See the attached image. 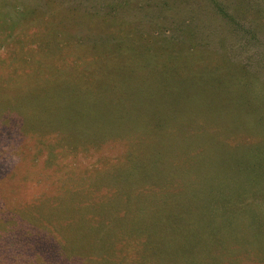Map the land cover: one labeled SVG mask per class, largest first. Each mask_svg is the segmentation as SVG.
Wrapping results in <instances>:
<instances>
[{"label": "rangeland", "instance_id": "obj_1", "mask_svg": "<svg viewBox=\"0 0 264 264\" xmlns=\"http://www.w3.org/2000/svg\"><path fill=\"white\" fill-rule=\"evenodd\" d=\"M113 1L134 8L110 19L101 7L111 0H0V217L23 221L19 232H64L48 210L71 191L78 208L88 205L103 220L121 215L115 228L150 229L170 263L192 256L189 242H204L191 226L194 238L185 244L182 230L187 215L196 226L205 221L211 200L212 223L264 254V223L245 233L251 216L264 219L262 14L248 10V19L232 26L208 0L195 2L196 9L189 0L190 7L177 5L165 17L145 0ZM98 22L103 36L89 30ZM179 28H188L187 38L171 44ZM148 157L158 179L178 182L126 183L130 189L116 183L118 173L138 171ZM185 186L199 194L217 190L190 209L172 201ZM124 196L131 197L126 207H111ZM144 242L121 248H150L153 258V243ZM41 248L2 238L0 262L45 264ZM84 251L74 256L78 263L65 264H102L95 251ZM215 256L220 264H249L234 254Z\"/></svg>", "mask_w": 264, "mask_h": 264}, {"label": "trees", "instance_id": "obj_2", "mask_svg": "<svg viewBox=\"0 0 264 264\" xmlns=\"http://www.w3.org/2000/svg\"><path fill=\"white\" fill-rule=\"evenodd\" d=\"M145 1L147 2L146 4L151 6L152 9H155L156 11L161 9L159 15H164L165 17L169 11L171 10L174 11L177 5L190 7L189 2L191 0L190 1L189 0H145ZM198 1L200 0H193L192 2L194 3L191 5V8L192 6L194 9L198 8V6L195 5V2ZM208 1L211 5H214L218 8L219 12H221V15L223 17H226V21L232 26L234 24H237L239 21L243 22V20H247L250 13L255 15L261 13L262 18H264V0L262 1L208 0ZM233 6H235V9L232 8ZM133 8L134 7L131 5V3H127L126 5H120L114 3L113 0H111V4H108V6L101 7L103 16L109 17L110 19H112L117 14L123 12L129 13L130 11H132ZM98 10L100 11V9ZM248 10L250 13H248ZM163 12H166V14ZM18 16H20V14L18 15L14 14L13 20L16 21L18 19ZM94 25L95 27L89 30L94 34L103 36V32L101 29L102 27L101 22L95 23ZM179 30H181V33L179 35L180 37L176 35L175 38L171 39L170 41L171 44H173L175 40H185L187 38L188 28L187 30L184 28H179ZM241 32L244 31L241 30ZM119 82L120 83L122 82L120 78L115 80V84H118ZM54 99H55L54 97L50 98L52 103L55 101ZM32 104L40 111V113L46 111V107L43 104H37V103H32ZM48 106L50 108L52 106L54 107V105H48ZM64 108L66 113L67 107L65 106ZM66 115L71 116L72 111L69 109ZM194 123L197 126L196 122ZM93 126L98 127L99 125L95 123ZM83 127L89 128L90 125H86ZM197 127L198 129H200L201 124ZM186 128H188V126ZM193 136L197 137V135H193ZM211 139L212 137L209 139L210 143L212 142ZM153 140H155V142L157 141L156 136L153 137ZM146 163H147L146 166L145 167L141 166V169H139L138 171L118 173V175L116 176V183L124 184L121 188L130 189L131 185L129 184L125 186L126 183L148 181L149 183H153V185H156L158 183H162L163 181H167V182L170 181L174 183L178 182L176 180L172 181L169 179L167 180L158 179L157 176H159L161 171L159 169L153 170L154 168L153 160H149L148 157ZM220 186H224V183H220ZM186 188H187L186 190L187 192L185 194L177 195V197H174L172 201L173 203H176L178 201L181 202L182 200H184L187 207L190 209L195 207L196 202L203 201L204 200L203 198L206 196L209 197V192L211 193L212 191L217 190V189H212L209 192H205L206 194H199L200 191L198 189L185 186L184 189ZM70 194L71 191L67 195H65V197H61V199L56 200L53 205L54 207L51 210H48V214L50 216L59 215L60 219L64 223V232L61 231L59 228L57 229L59 233L58 239L56 237L57 230L51 229L50 230L51 233L48 231L47 232L42 231L41 229H37V230L28 229L24 232H19V230L14 228H16L18 225L20 226L23 221H19L17 219L7 220L5 218L0 217V227H2V232H3V234L0 235V240L2 238H5L10 241L13 240L16 243H20L21 245L25 243L27 244V246H31V247L32 246H38L39 248L46 247L45 251L49 255L48 261L45 260L40 261L41 263H45V264H62V263L65 264V261H71L73 260V258H75L76 262L78 263L79 262L78 258L74 256L77 255L78 253L87 254V252L85 251L78 252L82 248V246L86 247L87 250L95 251V254L98 255L99 259L97 258L94 260H98L102 264H112L110 261L111 259H114L116 264H220V262L218 261L219 260L218 257L215 256L216 253H221L223 257H228V258L231 257L232 254H234L238 259V261L242 262L244 258L249 264H264V254L261 253L263 249L262 247H259V245H257V247L255 248L253 246L248 247L249 245L245 247L241 246L240 244L236 243L235 240L236 238L234 237V234L228 230L229 226L224 224L222 225V223H218L216 221L212 223L213 216L211 215L212 216L211 218L209 216V214H211V200L209 205L207 206L206 211L204 212L205 221L200 226H196L194 218L191 217L190 215H187L183 228L186 230H182L183 238L185 239L184 240L185 244L188 238L190 237L194 238L192 234L188 232L189 229L187 227H191V226H193V228L198 231V233L200 234L199 238L201 240L203 239L204 242L203 243H199L197 241H193L191 243L189 242V244H186V246L187 249H189V251L191 252L192 256H187L181 260L174 259L173 262L170 261V263H168L167 260L164 258V256H162L160 251L157 249V246L155 245L156 242L155 239L157 240V237H154V235H152L150 229H144L141 226H139L137 223L126 227H121L119 225L115 228V223L117 222V220H123L121 215L114 212L112 213L114 215L113 220L112 219L103 220L101 213L99 211L98 213H94V212L89 213L88 205H83L82 207L78 208L75 205L74 201L72 200ZM63 199H66L67 201ZM215 200L216 199H213V201ZM130 201H131V197L124 196L121 202L119 201V199L114 200L111 207L117 208L120 205L126 207L130 203ZM167 201L168 199H158V201L156 202L163 204L166 203ZM155 214L158 215V213ZM49 215H47L46 217H49ZM47 221L50 220L44 217V223H46ZM254 222L260 225L261 222L264 223V219L262 218L258 219L255 216L250 217L249 222L247 224L248 229L247 231H245V233H247L249 236H250V229H249L250 224L251 223L254 224ZM104 223L108 224L109 226H104ZM25 226L28 225L25 224ZM45 227L46 229L51 228L48 227L47 225ZM255 227L258 228L259 226H255ZM53 237L56 241L50 243L51 242L50 238ZM143 239L145 240L144 244L146 242L153 243L152 245L153 258L149 257L148 250H150V248L139 249L137 245L132 246L131 249L128 251H124L123 248H121L122 245L130 244L131 242L134 241L139 242ZM115 252L116 254H114ZM38 256L41 257L40 255L37 254V257ZM33 257L34 254L32 255V258ZM0 264L2 263L0 262Z\"/></svg>", "mask_w": 264, "mask_h": 264}]
</instances>
